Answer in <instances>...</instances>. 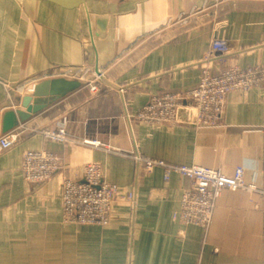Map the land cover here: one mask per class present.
Masks as SVG:
<instances>
[{
    "label": "crops",
    "instance_id": "0c3cea01",
    "mask_svg": "<svg viewBox=\"0 0 264 264\" xmlns=\"http://www.w3.org/2000/svg\"><path fill=\"white\" fill-rule=\"evenodd\" d=\"M217 39L231 44L218 68L264 64V0H0V135L19 133L0 151V264H264L261 195L224 189L208 227L186 225L175 212L193 181L177 172L166 179L163 167L149 173L134 158L226 174L244 166L248 180L264 185V80L232 92L216 126L136 119L153 95L197 86L200 59ZM80 67L104 72L98 92L67 73ZM53 78L82 84L20 119L24 99L47 96ZM62 124L70 145L44 133ZM28 148L59 153L62 168L46 182L26 181ZM90 161L141 198L115 204L107 225L63 222L64 179H81Z\"/></svg>",
    "mask_w": 264,
    "mask_h": 264
},
{
    "label": "built area",
    "instance_id": "2783aa9c",
    "mask_svg": "<svg viewBox=\"0 0 264 264\" xmlns=\"http://www.w3.org/2000/svg\"><path fill=\"white\" fill-rule=\"evenodd\" d=\"M207 8L208 15L214 16L215 11L208 6ZM230 49L231 44L227 40L212 41L200 59L202 72L198 85L187 91H165L153 95L136 114V119L150 124H220L229 102V95L237 90H248L264 80V64L241 65L230 62L218 68L215 60L229 53ZM67 73L88 81L92 92H98V81L104 77L101 69L94 71L90 67L68 69ZM185 101L189 102L184 103ZM183 108L188 111L187 120L180 117ZM193 113L196 114V119L190 120ZM44 133L50 139L65 141L70 145L71 139L68 138L63 124L49 127ZM18 140L17 130L1 134L0 151L11 147ZM73 142L79 141L73 139ZM134 158L149 173L157 167H163L166 179H169L173 172H177L193 181V187L185 191L180 200V207L175 212V218H179L186 225L208 227L213 218L215 200L224 189L243 191L250 199L255 195L264 198V185L256 180H248L244 166H237L233 174H226L200 163H171L141 155H135ZM62 166L63 158L55 151L45 148H28L24 151L22 173L28 182H46ZM140 198L141 195L133 187L106 180L102 165L97 161H90L84 165L81 179H64L61 195L62 221L107 225L115 204L122 200L135 204Z\"/></svg>",
    "mask_w": 264,
    "mask_h": 264
},
{
    "label": "water",
    "instance_id": "95a60500",
    "mask_svg": "<svg viewBox=\"0 0 264 264\" xmlns=\"http://www.w3.org/2000/svg\"><path fill=\"white\" fill-rule=\"evenodd\" d=\"M24 2L38 3V2H50L68 7L87 6L90 0H21ZM79 80H64L62 78H53L50 80V90L47 96L31 97L27 96L24 99L25 109H19L17 111L20 119L30 117L33 113H37L47 107L49 104L71 92L72 90L81 86ZM195 115L192 120H195Z\"/></svg>",
    "mask_w": 264,
    "mask_h": 264
}]
</instances>
